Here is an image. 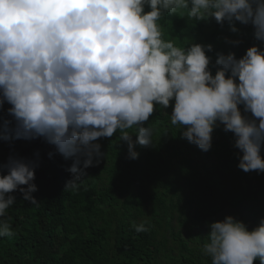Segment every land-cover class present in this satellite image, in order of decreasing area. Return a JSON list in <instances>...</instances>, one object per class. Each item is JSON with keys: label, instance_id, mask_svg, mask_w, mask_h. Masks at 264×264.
<instances>
[{"label": "clouds", "instance_id": "clouds-1", "mask_svg": "<svg viewBox=\"0 0 264 264\" xmlns=\"http://www.w3.org/2000/svg\"><path fill=\"white\" fill-rule=\"evenodd\" d=\"M212 20L234 33V22L251 24L264 43V0H0V108L10 104L12 117L0 139L43 138L73 159L65 191H76L85 169L105 156L99 138L119 130L128 158L136 159V145L153 143L144 122L156 105L166 109L174 101L170 120L182 138L207 152L223 125L242 153L238 167L264 172V50L251 46L239 59L218 53L213 76L206 55L212 45L195 37L181 47L173 41ZM3 167L0 237H10V217L4 218L16 202L10 193L39 202L32 162L10 156ZM145 224L132 226L141 233L149 230ZM209 228L202 251L211 264H264V218L251 231L231 215Z\"/></svg>", "mask_w": 264, "mask_h": 264}, {"label": "trees", "instance_id": "trees-1", "mask_svg": "<svg viewBox=\"0 0 264 264\" xmlns=\"http://www.w3.org/2000/svg\"><path fill=\"white\" fill-rule=\"evenodd\" d=\"M234 26L235 33L227 22L212 20L183 30L173 41L181 47L189 41L186 37H195L212 45L206 55L214 76L218 53L239 59L251 46L264 50L251 24L237 21ZM172 105L174 101L166 109L156 105L144 122L153 129V143L136 145V159L128 158L119 130L99 138L105 156L85 169L76 191H65L73 159H65L43 138L0 139V175L7 174L3 165L10 156L32 162L37 186L32 196L39 202L32 205L19 190L10 193L16 202L4 218L10 217L14 235L0 237V264H211L202 251L210 223L231 215L249 231L258 227L264 172L238 167L242 153L234 133L225 132L223 125L214 129L207 152L182 138L181 126L171 124ZM10 107L5 102L0 108V129L5 121L11 126ZM238 107L253 118L243 105ZM128 131L135 133L134 128ZM144 222L149 230L137 233L132 225Z\"/></svg>", "mask_w": 264, "mask_h": 264}, {"label": "rangeland", "instance_id": "rangeland-1", "mask_svg": "<svg viewBox=\"0 0 264 264\" xmlns=\"http://www.w3.org/2000/svg\"><path fill=\"white\" fill-rule=\"evenodd\" d=\"M256 208L259 210V218L260 220L263 218V214H264V197L262 198V202L256 206Z\"/></svg>", "mask_w": 264, "mask_h": 264}]
</instances>
